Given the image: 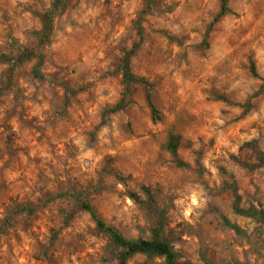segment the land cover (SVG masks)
<instances>
[{
  "label": "rangeland",
  "instance_id": "rangeland-1",
  "mask_svg": "<svg viewBox=\"0 0 264 264\" xmlns=\"http://www.w3.org/2000/svg\"><path fill=\"white\" fill-rule=\"evenodd\" d=\"M51 1L0 0V52L33 45L36 14ZM219 1L151 0L143 14L144 0H69L54 18L40 48L45 78L33 77L32 59L0 96V264H113L89 216L68 218L73 202L57 194L84 192L107 224L147 237L152 220L128 197L141 186L166 209L180 260L264 264V225L235 214L225 186L234 180L241 206L264 208V165L249 171L233 159L255 162L243 147L252 140L264 152V87L249 72L252 62L264 77V0H229L207 32ZM135 45L131 71L151 84L157 121L137 84L124 109L105 113L122 97L117 66ZM170 133L189 167L165 149ZM22 206L33 211L15 213Z\"/></svg>",
  "mask_w": 264,
  "mask_h": 264
},
{
  "label": "trees",
  "instance_id": "trees-1",
  "mask_svg": "<svg viewBox=\"0 0 264 264\" xmlns=\"http://www.w3.org/2000/svg\"><path fill=\"white\" fill-rule=\"evenodd\" d=\"M68 2L69 0H52L50 6L46 10L36 14L38 16L40 26L38 30L34 32L35 42L33 45L18 46L14 55H8L0 52V63L7 65V69L0 77V96L13 89V78L17 69L25 62L32 59L36 60L35 65L31 69L33 77L40 80L45 78L40 71V67L43 63V55L40 52V48L50 42L53 32L54 18L65 10ZM228 3L229 0L219 1V10L210 22L207 32L222 17L230 13ZM144 4L146 9L143 10V14L149 11L151 0H144ZM139 19L141 18L139 17ZM135 25L137 28V35L141 38L140 20H138ZM135 48L136 45L125 51L119 60L117 68L121 75V82L123 84L122 97L112 107L107 108L105 113H114L124 109L130 99L131 87L134 84H137L144 89V100L149 109L151 119L153 121H157L161 119V116L151 100V84L144 77L137 76L131 71L130 59ZM249 72L252 77L259 79L261 81V87H264V77L258 74L254 63L252 62L249 65ZM103 123L104 118L101 119L100 125ZM180 140V135L170 133L165 143V149L168 151L177 167L187 168L189 165L180 158L178 153ZM243 147H247L252 150L256 157V161L247 162L233 156V159H235L241 167L251 171L264 165V152L258 147L257 141L252 140L250 142H246ZM225 186L232 194V211L237 215L252 219L257 224L264 225V208L255 204H249L247 207L241 206L240 195L234 180L231 183H226ZM140 189L141 194L128 192V197L141 209H143L147 216L152 220L151 227L149 228V235L147 237H126L115 227L107 224L98 211L86 199V194L84 192L72 190L57 194V197H66L73 202L74 208L68 212V218L72 216L73 210L83 211L89 216V219L94 225L95 231L106 239L109 255L113 260V264H127L128 261L135 255H142L147 260L161 258L163 259L164 264H195L189 261L180 260L179 254L174 250L170 234L165 232L167 225L166 209L158 205L155 196L149 187L141 186ZM32 211V207L22 206L17 208L15 213H30ZM10 220L11 219H6L7 225L10 223ZM224 223L236 232L240 230L238 226L230 223L226 218H224ZM5 227L6 225L4 224L0 226V234H2Z\"/></svg>",
  "mask_w": 264,
  "mask_h": 264
}]
</instances>
